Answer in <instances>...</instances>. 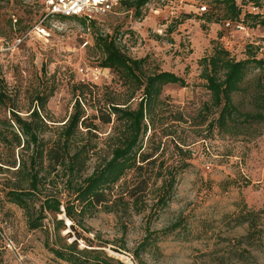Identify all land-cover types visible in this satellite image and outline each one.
Returning <instances> with one entry per match:
<instances>
[{"label": "rangeland", "instance_id": "obj_1", "mask_svg": "<svg viewBox=\"0 0 264 264\" xmlns=\"http://www.w3.org/2000/svg\"><path fill=\"white\" fill-rule=\"evenodd\" d=\"M93 18L96 23L87 27L74 19L46 18L42 0H0V70L23 115L37 93L50 94L48 113L61 125L73 110L77 84H118L112 69L100 67L95 39L101 33L116 37L131 57H146L151 69L183 76L186 86L168 84L161 96L166 110L179 109L187 116H195L210 97L200 61L215 45L221 42L243 59L247 45L253 44L252 51L264 58L263 26L244 29L208 22L192 0H152L140 17L120 4ZM38 24L47 33L36 30ZM6 115L9 111L0 106V116ZM177 129L188 139L184 150L190 152L167 205L156 204L159 181L142 212L101 210L87 217L88 230H78L123 264L125 251L137 260L140 251L147 264H264V123L257 136L224 135L217 129L197 132L184 124ZM177 153L172 146L167 150L171 159H178ZM94 165L92 161L89 172ZM6 177L0 173V189ZM250 211L257 213L254 221L245 218ZM53 216L49 214L47 223ZM60 217L66 221V234L71 221ZM46 242V231L30 229L24 210L0 190V264H70L57 258ZM143 243L148 245L142 248Z\"/></svg>", "mask_w": 264, "mask_h": 264}, {"label": "trees", "instance_id": "obj_2", "mask_svg": "<svg viewBox=\"0 0 264 264\" xmlns=\"http://www.w3.org/2000/svg\"><path fill=\"white\" fill-rule=\"evenodd\" d=\"M150 1L127 0L121 5L133 8L140 17ZM200 2L208 5L206 12L199 13L208 22L264 27V0ZM49 17L74 19L87 27L96 23L90 17ZM173 29L171 26L168 32ZM95 44L101 54L100 67L112 69L118 84H77L73 110L61 125L48 113L50 94L37 93L23 115L0 70V106L9 111L0 116V173L7 176L0 190L24 210L30 229L46 231V245L57 258L70 264H123L78 228L88 230L87 217L101 210L142 212L159 181L156 204L166 206L179 170L188 166L185 156L190 151L184 150L188 139L177 132L182 124L197 132L217 129L230 136L260 134L264 58L252 51L253 44L247 45L243 59L232 55L225 44L215 45L200 61L210 97L195 116H187L179 109L166 110L161 96L168 84L186 86L183 76L151 69L146 57H131L113 35L98 34ZM252 72H256L253 79L249 77ZM170 146L178 151V159L167 156ZM92 161L95 165L89 172ZM49 214L54 216L47 223ZM62 214L71 221L66 234H62L67 228ZM245 218L254 221L257 213L250 211ZM147 245L143 243L142 248ZM136 256L147 264L140 251Z\"/></svg>", "mask_w": 264, "mask_h": 264}, {"label": "built area", "instance_id": "obj_3", "mask_svg": "<svg viewBox=\"0 0 264 264\" xmlns=\"http://www.w3.org/2000/svg\"><path fill=\"white\" fill-rule=\"evenodd\" d=\"M127 0H42L46 10V16L63 15L66 17H90L93 18L98 13L111 12L116 6ZM198 13H204L208 10V5L200 0H192ZM222 1V0H219ZM250 10L257 12L256 7H250ZM227 25H230L227 23ZM239 27L247 29L243 24H237ZM34 28L42 33H47L43 25L38 24ZM21 39L19 38V41ZM97 70H99L97 68ZM124 264H140L136 257L130 252H123Z\"/></svg>", "mask_w": 264, "mask_h": 264}, {"label": "bare ground", "instance_id": "obj_4", "mask_svg": "<svg viewBox=\"0 0 264 264\" xmlns=\"http://www.w3.org/2000/svg\"><path fill=\"white\" fill-rule=\"evenodd\" d=\"M67 220H68V222H70L69 219H67Z\"/></svg>", "mask_w": 264, "mask_h": 264}]
</instances>
